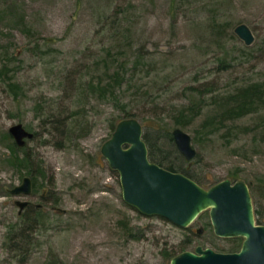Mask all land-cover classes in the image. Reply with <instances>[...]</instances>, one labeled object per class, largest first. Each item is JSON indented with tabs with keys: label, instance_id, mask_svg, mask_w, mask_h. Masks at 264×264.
Wrapping results in <instances>:
<instances>
[{
	"label": "rangeland",
	"instance_id": "rangeland-1",
	"mask_svg": "<svg viewBox=\"0 0 264 264\" xmlns=\"http://www.w3.org/2000/svg\"><path fill=\"white\" fill-rule=\"evenodd\" d=\"M239 103L251 110L232 117ZM125 109L139 113L152 161L204 187L238 172L260 220L264 0H0V264H170L183 247L241 248L209 211L181 227L124 200L102 146ZM17 123L34 134L24 146ZM175 127L192 136L193 161ZM25 176L33 192L13 194ZM17 200L30 204L20 213Z\"/></svg>",
	"mask_w": 264,
	"mask_h": 264
},
{
	"label": "water",
	"instance_id": "water-1",
	"mask_svg": "<svg viewBox=\"0 0 264 264\" xmlns=\"http://www.w3.org/2000/svg\"><path fill=\"white\" fill-rule=\"evenodd\" d=\"M237 36L246 45L253 44L255 35L247 23L238 24ZM19 146H24L34 134L22 123L9 129ZM173 140L188 161L196 158L192 136L180 127L172 130ZM102 153L110 166L119 172L123 198L145 215L164 217L181 227H189L208 210L216 235L243 237L238 251L219 252L198 245L185 250L170 260V264H264V224L257 221L250 184L244 180L224 179L204 187L190 176L167 169L152 161L143 137V126L136 118H127L117 124L111 138L102 146ZM11 192L30 195L33 180L25 176ZM20 213L30 204L17 200ZM203 228L198 229L201 233Z\"/></svg>",
	"mask_w": 264,
	"mask_h": 264
},
{
	"label": "trees",
	"instance_id": "trees-1",
	"mask_svg": "<svg viewBox=\"0 0 264 264\" xmlns=\"http://www.w3.org/2000/svg\"><path fill=\"white\" fill-rule=\"evenodd\" d=\"M247 102V101H246ZM249 110H251V108H249L248 106H246V107H244L243 106V104L241 103H239L238 105H237V107H235V108H233L232 109V112H233V116L232 117H241V116H243V115H245L247 112H250ZM139 115V113L137 112V111H135V110H126L125 109V113H124V116H123V118L121 119V121L122 120H124V119H126V118H134V117H137ZM120 121H118V122H113L112 123V130H113V132L115 131V129H116V127H117V124L119 123ZM180 123V122H179ZM155 127V126H154ZM169 138L170 139H173V137H172V133L170 134L169 133ZM153 159V158H152ZM154 160V159H153ZM159 164L161 165V166H163V167H165V168H167V169H170V170H172V171H179V172H182V173H184V174H186V175H188V176H190L191 178H193L194 180H196L198 183H200L201 181L193 174V172H191V170H189L188 168H183L182 166H181V168L180 167H177L175 164H172V163H167L166 165H163L162 163H160L159 162ZM238 172H235V173H233L232 174V179H234V180H238L237 178H238ZM201 184V183H200ZM258 222L259 223H262V224H264V216H262V218H260V220H258ZM185 250H187V249H184V247L180 250V252L179 253H181V252H183V251H185ZM234 251H236V249H233L232 250V252H234ZM178 252L176 253H173L170 257L172 258V257H174L175 255H177V254H179Z\"/></svg>",
	"mask_w": 264,
	"mask_h": 264
},
{
	"label": "flooded vegetation",
	"instance_id": "flooded-vegetation-1",
	"mask_svg": "<svg viewBox=\"0 0 264 264\" xmlns=\"http://www.w3.org/2000/svg\"><path fill=\"white\" fill-rule=\"evenodd\" d=\"M197 232H198V230H197Z\"/></svg>",
	"mask_w": 264,
	"mask_h": 264
}]
</instances>
